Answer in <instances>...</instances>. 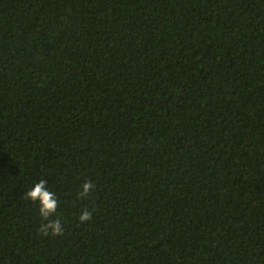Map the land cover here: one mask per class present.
<instances>
[{
  "label": "trees",
  "instance_id": "1",
  "mask_svg": "<svg viewBox=\"0 0 264 264\" xmlns=\"http://www.w3.org/2000/svg\"><path fill=\"white\" fill-rule=\"evenodd\" d=\"M0 264H264V0H0Z\"/></svg>",
  "mask_w": 264,
  "mask_h": 264
},
{
  "label": "clouds",
  "instance_id": "2",
  "mask_svg": "<svg viewBox=\"0 0 264 264\" xmlns=\"http://www.w3.org/2000/svg\"><path fill=\"white\" fill-rule=\"evenodd\" d=\"M47 181L45 179L35 182L33 186L25 192V199L31 201L37 205L39 216L47 223L42 224L41 232L45 235L51 234L52 236H60L63 234L64 225L58 219L49 221V217L55 215L58 208V199L53 191L49 190L46 186ZM95 184L91 181H86L81 185V191L79 193L80 198H87L89 193L93 191ZM92 220V214L84 208L79 214V223L85 224Z\"/></svg>",
  "mask_w": 264,
  "mask_h": 264
}]
</instances>
